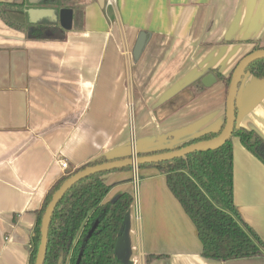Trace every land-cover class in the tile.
I'll use <instances>...</instances> for the list:
<instances>
[{"label":"crops","instance_id":"0c3cea01","mask_svg":"<svg viewBox=\"0 0 264 264\" xmlns=\"http://www.w3.org/2000/svg\"><path fill=\"white\" fill-rule=\"evenodd\" d=\"M10 2L21 1L0 0ZM2 11L0 264H28L36 212L58 180L102 155L128 154L129 122L140 153L218 131L226 90L214 71L228 76L253 42L264 47V0H116L103 7L97 0H25L22 11ZM24 13L23 29L10 23ZM141 31L147 40L134 60ZM207 74L215 80L205 86ZM235 110L236 125L264 140V77H241ZM139 170V217L131 205L126 263L264 264V255L202 257L196 228L164 174ZM101 179L111 186L103 202L131 194L130 169ZM232 179L238 213L264 242V164L237 137ZM149 254L162 257L146 263Z\"/></svg>","mask_w":264,"mask_h":264},{"label":"trees","instance_id":"16d2710c","mask_svg":"<svg viewBox=\"0 0 264 264\" xmlns=\"http://www.w3.org/2000/svg\"><path fill=\"white\" fill-rule=\"evenodd\" d=\"M20 1L0 3V8L9 7L22 11L25 0ZM2 12L0 14L4 16L5 11ZM24 15H13L12 18L19 22L13 20L10 23L14 26L18 24L16 28L23 29L27 24V13ZM32 25L28 24L26 29ZM253 43L252 50L261 48L258 42ZM214 72L227 90L231 73L223 76L217 71ZM246 73L255 79H262L264 59L250 63L244 71V74ZM223 125L224 122L218 131L205 133L182 146L215 137ZM233 137H237L240 143L264 164L262 137L254 130L239 127L235 123L231 138L217 149L194 152L162 163L139 165V168L156 167L164 174L168 189L196 228L201 243V256L221 261L264 255V242L242 220L233 202ZM107 160L102 155L89 161L63 176L49 189L41 208L36 212L28 264H34L40 239L41 216L54 191L64 179L77 170ZM127 169L130 167L96 173L75 183L65 193L51 216L43 264H57L59 258L62 259V264H76L78 257V264H125L117 259L113 251L115 241L125 226L132 197L128 193H121L112 200L103 202L111 186L104 183L101 176ZM94 223L95 228L87 237ZM161 257L162 255L149 254L145 262L149 263L151 259Z\"/></svg>","mask_w":264,"mask_h":264},{"label":"water","instance_id":"95a60500","mask_svg":"<svg viewBox=\"0 0 264 264\" xmlns=\"http://www.w3.org/2000/svg\"><path fill=\"white\" fill-rule=\"evenodd\" d=\"M105 0H97L101 7L104 6ZM147 40V33L141 31L137 37V40L132 49V57L134 60L138 59L145 43ZM257 59H264V47L252 50L243 56L238 63L235 65L231 77L228 88L226 90V101H225V118L224 125L222 130L218 135L211 139L200 140L196 142H192L186 144L184 146H178L173 149L162 150L153 153H140L137 147L136 137L134 141L131 143L128 140V154L123 156H112V155H103L108 160L97 163L94 165L86 166L77 170L76 172L69 175L66 179H64L59 187L52 194L48 204L46 205L44 212L41 216L40 221V239L37 247V252L35 256L34 264H43L47 249V241H48V230L51 222V216L54 212L55 207L58 202L62 199L65 193L77 182L80 180L94 175L96 173L107 172L115 169H123L126 167H131L132 165H145V164H155L162 163L166 161L173 160L175 158L185 157L188 154L198 152V151H207L212 149H217L221 145H223L227 140L231 138L233 128L235 126V99H236V91L238 85L240 83L241 77L244 75V71L247 66ZM212 79L214 81V77L211 74L205 75L202 79V83L205 86L210 85L208 79ZM258 80V79H256ZM133 146V147H132ZM142 154V155H140ZM129 222V211L127 212V218L125 220V226L122 229V234L119 235L114 244V255L125 264V232L128 227ZM95 228V223L92 225L90 230L87 233V237L91 234L93 229ZM79 262V257L77 259L76 264ZM57 264H62V259L59 258Z\"/></svg>","mask_w":264,"mask_h":264},{"label":"built area","instance_id":"2783aa9c","mask_svg":"<svg viewBox=\"0 0 264 264\" xmlns=\"http://www.w3.org/2000/svg\"><path fill=\"white\" fill-rule=\"evenodd\" d=\"M115 3H116V0H105V5L113 6V5H115ZM130 126H131V124H130ZM134 139H135V132H134L133 126H132L129 140L132 143L134 141ZM59 163H60V166L63 170H66L68 168L67 161L59 159ZM140 180H141V176H140L139 166H137L136 164L132 165L130 167V184H131V194L130 195L132 197L131 205H133V207H134V212H135L136 217H139Z\"/></svg>","mask_w":264,"mask_h":264},{"label":"rangeland","instance_id":"374dc122","mask_svg":"<svg viewBox=\"0 0 264 264\" xmlns=\"http://www.w3.org/2000/svg\"><path fill=\"white\" fill-rule=\"evenodd\" d=\"M30 10V9H29ZM130 124H131V126H130ZM133 126V124H132V121L131 122H129V132H128V134H129V137H130V132H131V127ZM71 173V172H70ZM67 175V174H66Z\"/></svg>","mask_w":264,"mask_h":264},{"label":"flooded vegetation","instance_id":"af4514ba","mask_svg":"<svg viewBox=\"0 0 264 264\" xmlns=\"http://www.w3.org/2000/svg\"><path fill=\"white\" fill-rule=\"evenodd\" d=\"M260 45V44H259ZM261 46V45H260ZM261 48H262V46H261ZM233 71V70H232ZM232 73V72H231Z\"/></svg>","mask_w":264,"mask_h":264}]
</instances>
